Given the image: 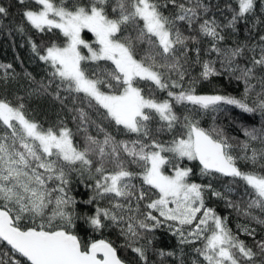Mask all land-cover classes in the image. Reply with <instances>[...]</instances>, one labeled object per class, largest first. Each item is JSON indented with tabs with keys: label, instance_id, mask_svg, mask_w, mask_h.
<instances>
[{
	"label": "snow or ice",
	"instance_id": "obj_1",
	"mask_svg": "<svg viewBox=\"0 0 264 264\" xmlns=\"http://www.w3.org/2000/svg\"><path fill=\"white\" fill-rule=\"evenodd\" d=\"M15 3L22 17L17 31L47 37L43 44L29 39L50 77L31 94L59 102L76 129L64 120L45 127L30 117L23 97H0V264H127L112 241L84 238L80 227L89 236L117 229L137 264H152L160 228L181 246L195 245L191 264H264V239H256V229L240 226L253 248L207 204L209 196L224 200L264 227V147L252 146L264 145V124L242 127L241 141L215 124L202 127L198 118L225 105L264 117V35L251 46L223 45L225 30L235 31L252 15L256 0L226 5L232 14L224 23L202 0ZM9 15L0 5V18ZM10 70L11 64H0V79L14 76ZM225 74L244 83L241 98L197 94V83ZM109 127L128 138L118 139ZM185 161L198 162L208 182L193 181ZM73 173L91 190L81 202L71 195ZM221 177L229 178L224 191L212 183ZM231 185H243V207L229 199Z\"/></svg>",
	"mask_w": 264,
	"mask_h": 264
},
{
	"label": "trees",
	"instance_id": "obj_2",
	"mask_svg": "<svg viewBox=\"0 0 264 264\" xmlns=\"http://www.w3.org/2000/svg\"><path fill=\"white\" fill-rule=\"evenodd\" d=\"M202 2L209 7V15H214L221 23L226 22L225 17H231V11L226 5H233L234 0H202ZM264 0H256V8L252 15L247 19L241 20L236 25V30H225V41L223 45L225 47H234L236 45H248L256 44L261 35H264V7H262ZM0 5L9 8L10 15L4 18H0V64H11L14 76H12L7 82L0 79V97H6L13 102L17 97H23L26 105V111L30 114L31 118H34L44 124L45 127L58 123L59 120H64L67 125L74 131L76 124L71 120L72 113H69L67 109L53 100L50 96H35L32 95V89L36 88L37 82H47L50 77L48 76L49 69L47 65L39 61L35 54L31 50L29 39L38 44H43L47 37H42L41 34L36 33L34 30L29 29L26 33L22 34L17 31V25L21 22L22 17L20 15V7L16 5L15 0H0ZM87 39H92L91 34H86ZM250 55V53H249ZM246 62V61H242ZM219 67V65H217ZM199 69L195 70L194 74H198ZM30 74L31 79L29 78ZM253 83H256L253 81ZM188 86L187 84L185 85ZM259 85L257 84V91ZM197 94L212 95H231L236 98H241L244 92V83L237 81L236 79H230L228 74L212 77L207 81H200L196 84ZM163 96V94H161ZM255 99V92L248 97V102L251 105ZM72 105L69 104V107ZM85 108L88 116L91 120H97V116L94 111ZM183 109L178 108V114ZM200 124L204 128H209L215 124L222 127L229 136L237 137L238 140H244L245 137L241 132L242 127L246 128H260L264 124V117L259 112L249 114L244 113L240 109L234 106H222V110L219 112H208L200 115ZM90 132L95 135V126H90ZM109 131L117 135L118 139H126L128 137L123 134L116 133L115 129L109 127ZM102 138V136H101ZM168 137L165 136L164 139ZM77 139L82 144V134L78 135ZM253 147L261 149L264 145H261L258 141L253 142ZM238 152V150H237ZM189 167L194 169V175L192 180L197 183H207L208 178H202L199 175V167L196 162H184ZM240 167L243 170H251V166L243 161L239 162ZM256 170H259L257 167ZM229 178H219L213 180L212 183L217 190L224 191L228 187L227 181ZM71 195L81 202L87 199L91 190L85 187L84 183L80 182V179L75 173H73V180L71 184ZM232 191L228 193L229 199L240 203L244 206V202L248 197L244 195L243 185H231ZM243 197V201L242 198ZM106 203V202H105ZM208 206L214 208L218 214L223 217H227L228 226L237 233L240 239L244 240L248 246L254 248V241L251 237L246 236L240 230V226L247 225L256 229V239H264V227L249 222L243 215L238 214L233 209L225 206L224 200H218L213 197H208ZM83 210V209H82ZM253 214L261 216L259 209L253 210ZM77 232L84 238L90 239H107L114 243L118 248V254L127 261V264H137L135 254L131 253L129 249L121 247L124 244V239L118 233L117 229L109 228L102 233H91L89 236L83 227L77 229ZM195 245H179L176 237L172 236L166 229H157L153 237V245L150 250L149 256L152 264H179L183 259L184 264H191L192 260L196 258V254L193 251ZM158 250L164 252H173L174 256H165L161 258L158 255Z\"/></svg>",
	"mask_w": 264,
	"mask_h": 264
},
{
	"label": "water",
	"instance_id": "obj_3",
	"mask_svg": "<svg viewBox=\"0 0 264 264\" xmlns=\"http://www.w3.org/2000/svg\"><path fill=\"white\" fill-rule=\"evenodd\" d=\"M198 164V162H196Z\"/></svg>",
	"mask_w": 264,
	"mask_h": 264
}]
</instances>
